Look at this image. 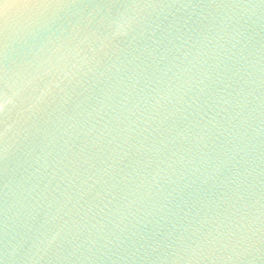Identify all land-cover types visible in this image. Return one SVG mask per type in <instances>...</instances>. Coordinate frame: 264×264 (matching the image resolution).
Wrapping results in <instances>:
<instances>
[{
    "label": "water",
    "instance_id": "obj_1",
    "mask_svg": "<svg viewBox=\"0 0 264 264\" xmlns=\"http://www.w3.org/2000/svg\"><path fill=\"white\" fill-rule=\"evenodd\" d=\"M0 264H264V0H0Z\"/></svg>",
    "mask_w": 264,
    "mask_h": 264
},
{
    "label": "snow or ice",
    "instance_id": "obj_2",
    "mask_svg": "<svg viewBox=\"0 0 264 264\" xmlns=\"http://www.w3.org/2000/svg\"><path fill=\"white\" fill-rule=\"evenodd\" d=\"M21 3H28L31 2V0H20Z\"/></svg>",
    "mask_w": 264,
    "mask_h": 264
}]
</instances>
